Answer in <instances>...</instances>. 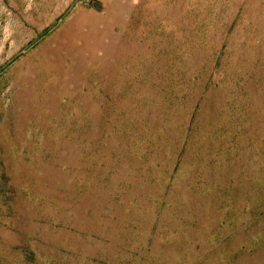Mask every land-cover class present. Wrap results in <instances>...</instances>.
Returning a JSON list of instances; mask_svg holds the SVG:
<instances>
[{"label": "rangeland", "instance_id": "rangeland-1", "mask_svg": "<svg viewBox=\"0 0 264 264\" xmlns=\"http://www.w3.org/2000/svg\"><path fill=\"white\" fill-rule=\"evenodd\" d=\"M0 264H264V0H0Z\"/></svg>", "mask_w": 264, "mask_h": 264}]
</instances>
